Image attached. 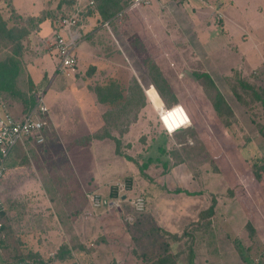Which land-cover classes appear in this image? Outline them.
Segmentation results:
<instances>
[{
	"label": "rangeland",
	"instance_id": "1",
	"mask_svg": "<svg viewBox=\"0 0 264 264\" xmlns=\"http://www.w3.org/2000/svg\"><path fill=\"white\" fill-rule=\"evenodd\" d=\"M31 1L36 6L32 12L37 14L35 16H23L17 13L13 0H0V24H4L0 33V63L8 57H14L20 62L21 68L15 86L22 94V98L3 92L6 100L22 101L32 89L28 66L34 65L40 69L38 61L43 52L47 58L51 57L48 49L50 40L44 43L47 39L43 40L37 35L38 23L47 17L56 21L57 17L63 14L62 6L67 5L60 6L61 0ZM168 1L160 0L161 4H166ZM172 1L178 3V0ZM203 1L206 2V0H195L189 7L172 5L168 9L163 7L161 9L158 6L150 10L141 7L129 9L127 14L124 13L126 18L120 21V25L112 28L115 41L106 30H102L97 35L98 39L95 38L101 45L93 52L97 56L98 63H96L98 65L102 63L106 69L97 70L95 66V69L91 70L93 67H90L80 79L68 84V87L76 90L77 96H81L79 94L86 89L87 92L81 98H89L87 103L90 106L95 104V108L85 109V115H89L90 119L93 118L91 128H94L98 124L100 115L108 107H114L111 104L98 105L100 102L97 101L93 88L117 80L116 76L126 67L128 74L138 78L140 86L147 89L148 85H153L151 81L153 69L150 70L152 66L157 69L169 88L165 99L160 95L158 97L154 88H151L147 94L152 104L157 108L161 106V102L166 108L181 105L190 118V126L186 131H179L172 137L167 136L161 129L153 107L149 105L150 100L144 96L146 100L144 102L149 106L147 105L136 116L138 120L136 125L141 122L142 126L138 127L132 136L134 140L130 145L133 148L122 150L136 164L127 161L128 164L130 163L127 176L124 175L123 170H120L119 181L115 185L118 190L117 199L111 206H106L108 198L107 200L102 198L104 206L101 204L99 208H92L90 204L84 202L81 208L82 213L94 219L92 227L89 226L91 235L87 238V245L90 243L93 245L88 248H96V238L102 232L104 238H107L111 256L113 253L114 259L123 264L129 260V264H142L141 259H143V256L137 255V261L133 263L132 254L129 259L127 256L122 258L129 243L132 245L129 234L140 237L139 243L136 242L137 251L157 253L163 248L164 239L157 232L146 234L152 225L151 222L143 223V220L140 224L127 223L129 225L126 226L124 221L118 228L104 227L101 231L100 223L95 218L105 213L111 216L118 215L117 210L121 209L120 216H125L126 219L132 217L136 221L139 220L138 218L142 220L143 213L136 214L132 209V202L138 194L146 199L149 212L155 209L156 212L159 211V194L167 195V193L165 189H159L157 182L161 183L168 177H162L165 170L148 171L140 169V166L147 162L145 159L149 156L152 163H155L154 160L158 161V164L163 161L167 168H170L177 160L175 157L172 158L169 152L183 148L188 149L187 156L184 157L186 159H181L184 160L182 165H186L189 169L184 179L193 183L192 189H195V195L189 196L182 192L180 197L175 193L173 195L170 192V194L173 195L172 199L176 202L178 211L183 210L188 221L195 222V228L193 226L190 229L195 236V264H264V238L263 241H259L253 225L250 224L254 214L259 218L264 214L262 187L264 180L255 179V172L258 169L253 167L264 162V138L258 133L257 127L264 125V117L258 102H251L249 96L245 94L242 97L247 103L242 105L231 92V84L238 88L239 78L254 88H264V0H238L237 9L232 8L233 12L228 13L229 17L237 20L230 19L233 22L231 30L230 24L225 25V20L229 21V17L224 13L229 12L228 7L220 9L217 0H210V3L206 2V4ZM207 7L220 13L214 14V10ZM92 24V28L98 27L97 22L94 21ZM8 34L10 38L7 37ZM50 64L53 65L52 62ZM204 73L209 75L222 94L233 112L232 117H226L225 110L221 111L223 112L221 115L214 110L212 95L203 87L205 85L201 75ZM40 77L41 81L42 73ZM52 92V87L46 89L44 101L50 112L55 113L57 105L54 104ZM119 97L121 99H117L115 103L117 105L124 103V100L125 103L130 102L129 97L125 99V94ZM64 101L69 104L73 102L69 96H65ZM225 118L229 122L228 126L225 124ZM73 119H76L77 127L65 128L64 132L76 137L85 134L88 129L84 124L79 123L80 117L76 114V118ZM190 141L192 144L189 145ZM32 150L31 154L34 157L24 161L18 153L13 161L20 167L13 169L9 165L7 167L10 169H8L27 170L24 171L23 177L30 181L32 170L42 168L51 170L56 164L57 168H60L57 157L41 156V147ZM102 161L104 160L96 157L93 165L100 166ZM147 173L150 175H146ZM145 175L150 176L154 184L147 194L141 191ZM129 179L133 180L132 185L134 183L136 191H130L127 187ZM25 184L18 183L12 186L10 183L13 191L9 190L6 193L14 201L17 196L23 200L25 207L21 210V220L27 224L35 215L32 202L39 195L34 194L32 188L24 186ZM78 192L80 193L75 190L72 197L76 202L83 201L84 199L78 196ZM212 200L215 201V207L211 221L205 220L197 224L199 212L205 211ZM258 221H260L259 235L262 236L264 216ZM247 222L251 226L246 227ZM182 242H186V239L184 238ZM25 243L31 245L30 240ZM105 254L107 255L106 251ZM157 255L159 254H153L155 259L151 256L144 259L145 264H162L171 260V257ZM150 260L153 261L149 262ZM104 262H108L107 256ZM95 264L104 263L98 261Z\"/></svg>",
	"mask_w": 264,
	"mask_h": 264
},
{
	"label": "crops",
	"instance_id": "2",
	"mask_svg": "<svg viewBox=\"0 0 264 264\" xmlns=\"http://www.w3.org/2000/svg\"><path fill=\"white\" fill-rule=\"evenodd\" d=\"M177 2L178 3H174L172 0H169L166 4H161L160 0H152L148 6L141 8L150 10L153 8L156 9L158 6L159 8L161 7V9L162 7L168 9L169 7H172V5L175 7L176 5L189 7V5L192 4L191 2H195V0H178ZM206 2L210 3V0H206ZM206 2L204 3L203 1L204 4H206ZM217 3L220 4V9L228 7L229 12H224L227 14H224L226 17H229L228 13L231 14V11L233 12L232 8L237 9L236 6H238V0H217ZM13 4L14 8H17V13H20L23 16L37 15L32 14L36 9V6H34L33 1L31 0H13ZM63 4H67V8L63 7ZM84 5V1L77 4L73 0H61L60 6H62L61 12L63 14L57 17L56 21L47 17L46 19H41L38 23L39 30L37 35L43 40L47 39L44 40V43H47L48 40H50V46L48 49L51 57L47 58L45 52H43L41 53L42 55L39 56L41 58H39L38 61V63H40V69L34 65L28 66L27 71L31 79L30 85L32 89L27 93V104L21 100H6L3 92H0V113L1 105H4L14 118H19L32 109L36 102L34 91L38 89H41L43 92V102L45 104L44 98L46 89L52 87V95L55 99L54 104L57 105L55 113H52L50 112V108L45 104L48 113L46 115L47 126L42 131L43 142L37 144L31 139H25L18 142L4 162V173L0 177V201L2 204V209L0 211V264H95V262L98 261L106 264L110 259L111 261L108 264H123L114 259L113 253L111 256L107 238H104L102 232H100L99 236L96 238V248H88L93 245V243L87 245V238L91 235L89 226L92 227L94 219L92 216L82 213L81 208H83L84 202H87L88 205L90 204L92 208H99L102 204V198L105 200H107L106 198L109 199L106 206L114 204V200L117 199L118 191L115 185L119 181V176L121 174L120 170H123L124 175L127 176L129 164L131 162L136 164V162L129 157L128 154L127 156L122 150L133 148V146L130 145L134 140L132 136L137 128L142 126L141 122L136 125L138 121L136 120V116L148 105L144 102L146 101L144 96H147L150 100L147 93L151 88H154L158 97L159 93L153 85H148V88L144 89L140 86L141 84L138 81V78L130 76L128 74V69L126 67L123 68L122 73L120 72L116 76L117 80H114L115 82L113 81L112 83L103 84L93 88L97 101L101 103L98 105L109 106V104H111L114 108L108 107L98 118V124L94 128H91V119L93 118L91 117L90 119L89 115H85V109H91L89 107L95 108V104L90 106V104L87 103L89 102V98H81V96L87 92L86 89H84L85 92L82 91V94L78 93L81 96H77L76 90L68 87V84L80 79L90 67H93L91 70H94L95 66L97 70L99 68L106 69L102 63H99V65L97 64V56L93 54L97 48L101 47L99 44L100 42H97L98 40L96 41V39H98L97 35H99L102 30H106L113 38V41H115V35L112 32V28H116L120 25L115 20V17L118 14H122L121 20L126 18L124 17V13H128V3L126 7L105 22L95 10L94 4L92 6ZM208 9H211V7ZM211 10L215 11H213L214 14L220 13V11L216 12L215 9ZM74 14L77 16L78 22L70 34L71 36H75L77 66L74 74L65 75L58 70V57L51 45V40L54 31L57 29L58 19ZM230 19L235 18L229 17L228 22L225 20V25L230 24L229 29L231 30V24H233V22ZM178 20H180L179 17ZM94 21L98 23V27L92 28V23ZM64 35L67 36L66 32ZM118 61L119 60L117 59L116 62ZM50 62H52L53 65L50 64ZM41 73L42 80L40 81ZM134 82L138 84L139 90L141 91L140 95L144 98L143 104L136 107L138 103L127 105L125 100L124 103H119L118 105L115 104L118 98L121 99L119 96L125 94V99L129 97ZM124 83L126 84L124 85ZM65 96H69L70 100L73 102L70 104L65 102ZM149 105L153 107L157 116V107H155L152 102ZM161 105L163 106L162 102ZM113 111H115L114 114ZM76 114L80 117L79 123L84 124L88 129L85 134H82L79 137L74 135L69 136V134L63 130L65 128L75 129L77 127V125H75L76 119H73L76 118ZM189 126L179 131L184 132ZM179 131L172 134H167L165 131L164 133L167 136L172 137ZM187 141L189 140L187 139ZM116 143L119 144L118 147ZM188 144H192L191 141L188 142ZM37 147H41V156L47 155L49 158L57 157V161H60V164H58L60 165V168H57L56 164L51 170H46L45 168H42L41 170H32L33 173L30 177V181H27V178L23 177L27 170H9V167L13 169L20 167L16 166L13 161L18 153L21 154L22 160H29L30 157H34L33 154H31V151L33 152L32 148L36 149ZM187 149L188 148H183L179 151L173 149L169 152L170 156L172 158L175 157L177 160V162H175L170 168H167L166 163L163 161L158 164V161L154 160L155 163H152V161L149 160V156L145 159L147 162L140 166V169L143 168V170L148 171L165 170L162 177H168L165 180H162L161 183L157 182L159 189H165V192L167 193V195H162L163 193L159 194V211L157 210L156 212L155 209L153 212L152 210L149 212L146 206V199L138 194L135 196L133 202L137 198H142L144 201V210L142 212H136L133 208V202L132 209L136 214L143 213L142 220L138 218L139 220L136 221L132 217L126 219L125 216H120L121 209L117 210L118 215L111 216L105 213L95 218L97 219L96 221L100 223L99 227H101V231L104 227L109 228L112 226L118 228L119 224L124 221L126 226L129 224H140L143 220V223L151 222L152 225L148 228L146 234L157 232L158 235L164 239L162 242L163 248L168 249L167 252H164L162 248L157 253H154L155 251H137L136 242L139 243L138 239L140 237H135L129 234V239L131 240L132 245L129 243L128 249H126L127 251L125 250L126 252L123 253L122 258L127 256V259H129L132 254V256L134 255V258L132 259L133 263H136L137 255H140V257L143 256L145 259L149 256H151L152 259H155L153 254H159L171 257L169 262L165 261L162 264H171L172 262H174V264H195V236L192 233L193 230H190L193 226V228H195V222L190 223L186 216H184L185 212L183 210L178 211L176 202H173L172 199L174 195L173 193L178 196L183 193L189 196L195 195V189H192L193 183L191 184L188 180L186 181V179H184L189 173V169L186 165V167L182 165L184 160L182 161L181 159H186L184 157L187 156ZM96 157L100 158V160H104L102 161L103 164L101 162L100 166L93 165L96 161ZM105 160L107 161L105 162ZM127 161L130 163L128 164ZM85 163L89 165L85 166ZM158 166L160 168H158ZM258 172L260 173V180H264V172L262 170H258ZM146 175L150 174L147 173ZM146 175L141 191H144V193L147 194L154 187V184H152L150 176L147 177ZM127 181V187L130 191H136L134 189V183L132 185L133 180L129 179ZM10 183L12 186H15L18 183L25 184L24 186L32 188L31 191L34 194L39 195V197L35 198L32 202V207L34 208L33 213L35 215L32 216L31 220H28L29 222L27 224L23 223L24 221L21 220V210L25 207L23 200H20L19 196H17L14 201L12 200V197L10 199L6 193L9 190L13 191ZM262 187L264 192V181ZM73 190L74 192L75 190L80 191V193L78 192V196L84 200L76 202L72 197V194L74 193ZM170 192L173 195H171ZM92 195L98 197V206H94L91 202L90 196ZM212 203H214L212 206V215L208 216L207 219L205 217L201 218V212H199L196 220L197 224H200L205 220L211 221L214 215L215 201L212 200L211 205ZM102 206L104 205L102 204ZM146 210L148 212H146ZM106 211L107 209L105 212ZM263 216L264 214L261 215V217ZM261 217L259 218L254 214L250 223L253 225L259 241H263L264 238V232H262V236L259 235L260 230L258 226L260 221L258 220H261ZM103 222L105 225L102 224ZM250 224L247 222L246 227L251 226ZM154 237L156 238V236ZM184 238L186 239V242H182V240L184 241ZM29 240L31 245L25 243L29 242ZM100 251H102V253ZM105 251L107 252V255L105 254ZM106 256L108 262H104ZM181 256L183 257L179 259ZM183 258L186 259L183 260ZM182 260L184 262H182ZM129 261H127L126 264H129ZM151 261L153 260H150L149 262ZM141 262L142 264H145L143 259H141Z\"/></svg>",
	"mask_w": 264,
	"mask_h": 264
},
{
	"label": "built area",
	"instance_id": "3",
	"mask_svg": "<svg viewBox=\"0 0 264 264\" xmlns=\"http://www.w3.org/2000/svg\"><path fill=\"white\" fill-rule=\"evenodd\" d=\"M75 3L84 1V6H92L93 0H73ZM128 2V9H136L140 7L148 6L152 0H126ZM122 14H118L115 20L118 24L121 21ZM78 22L77 16L68 15L59 18L57 21V29L54 31L51 45L58 57V70L65 74H74L77 66V58L75 54V36H71L72 30L75 28ZM67 34L65 36L64 34ZM35 105L31 110L24 113L19 118H14L9 111H7L4 105H1L0 113V177L4 173V162L8 157L11 150L18 144V142L31 139L37 144L43 142L42 131L47 126L46 115L48 109L43 102V92L41 89L35 90ZM3 104V103H2ZM182 111L181 118L176 124L168 125L166 118L169 113L175 109ZM158 120L162 126V129L167 134L175 133L179 130L190 125V118L185 110L180 105H174L170 108L160 106L157 108ZM90 200L94 206L99 205V199L97 196H90ZM133 208L136 212H142L144 210V201L142 198H137L133 202ZM2 204L0 201V211Z\"/></svg>",
	"mask_w": 264,
	"mask_h": 264
},
{
	"label": "trees",
	"instance_id": "4",
	"mask_svg": "<svg viewBox=\"0 0 264 264\" xmlns=\"http://www.w3.org/2000/svg\"><path fill=\"white\" fill-rule=\"evenodd\" d=\"M126 0H94V6L95 10L98 12L99 16L101 19L104 20H110L113 15H115L117 12L121 11L124 7L127 5ZM41 21V20H40ZM2 25L0 24V33H2ZM8 38L9 34L7 35ZM19 45V44H18ZM17 45V46H18ZM18 49V48H17ZM153 69V72H151V81L154 87L157 89L159 95L165 99L166 92L168 91V85L160 76L158 73L157 69L155 67L152 68L150 67V70ZM21 71L20 68V62L16 60L14 57H8L4 59L3 62L0 63V92H9L19 98H22V94L19 93L16 89L15 82L16 79L19 76V73ZM203 81H204V89L210 91L212 98V105L216 113L221 115V111L225 110L226 111V117H232L233 112L229 108L228 104L224 100L222 94L214 84V82L210 79L208 74H202L201 75ZM237 87L233 84H231V92L233 96L236 97L238 102L242 105H246V101L243 99L242 95H248L250 98L251 102H258L259 105L262 107L261 113L264 117V88H254L252 85L247 83L243 79H238L237 81ZM141 91L139 90V86L137 83H133V89L131 88V91L129 93V98L128 101H126V104H134L138 103L136 107H138L140 104H143V96L141 97L140 95ZM137 99V100H135ZM102 100V98H101ZM24 103L27 104V98H23L22 100ZM175 101V100H174ZM182 111L180 109H175L173 112L169 113L168 117L165 119L168 125L176 124L177 121L181 118L182 116ZM225 124L226 126L229 125V122L227 121V118H225ZM258 125V124H256ZM258 133L264 138V125H258ZM117 147L119 146L118 143H116ZM262 163V162H261ZM254 168H257L258 170H262L264 172V162L260 165L253 166ZM256 170V175L255 179L258 181L260 180V173ZM259 173V174H258ZM214 203L204 212L200 213V217H208L211 216L213 213V206ZM249 227V226H248ZM164 252H167V248H163ZM160 256V255H157ZM143 260L145 259L142 257ZM172 262V261H171ZM171 264H174L172 262Z\"/></svg>",
	"mask_w": 264,
	"mask_h": 264
}]
</instances>
